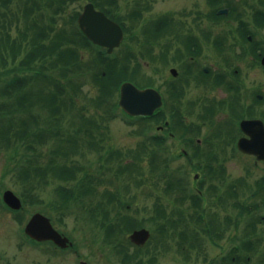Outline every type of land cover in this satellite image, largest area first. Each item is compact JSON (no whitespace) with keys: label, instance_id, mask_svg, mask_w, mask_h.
<instances>
[{"label":"trees","instance_id":"obj_1","mask_svg":"<svg viewBox=\"0 0 264 264\" xmlns=\"http://www.w3.org/2000/svg\"><path fill=\"white\" fill-rule=\"evenodd\" d=\"M81 1L83 0H0V150H3V147L7 152L11 151L8 157L11 163L7 162V172L16 173L18 181L24 187L21 192L24 200L30 198L32 202L39 199L40 197L35 195L38 187L42 184L49 185L51 180L57 181L54 188L55 198L49 204L53 212L45 213L54 223L63 225L67 224V218L72 215L78 221L84 220L90 232L96 235L95 242L102 243L103 248L110 247L115 257L127 262L136 260L139 254L143 253L142 249L133 248L134 245L127 235L145 225L137 218L121 212V209H125L130 203L124 202L119 191L104 189L100 192L98 186L104 182V178L98 177L93 162L83 163L77 157L81 152L84 157L85 151L98 153L101 155L97 162L99 168L109 172L114 170L113 167L108 168L107 163L120 159L115 175H133L136 168L123 162L122 151L108 148L99 142L94 143L92 128L98 125L95 114L101 110L113 117L118 116L119 104L114 99L120 91V86L126 81H132L140 87L155 85L154 78L142 72L140 59L147 56L154 66L158 62L169 63L168 54L157 56L153 49L155 40L170 31V22L165 17L151 19L142 26L140 35L144 38L143 43L140 42L139 45V54L127 50L119 52L120 54L108 55L105 49L94 45L78 28L79 11L66 18L69 6ZM88 1L120 23L127 38L131 33L130 39L137 43V30H141L139 22L143 18L138 11L139 2H136L134 10L122 15L119 11V0ZM241 1L247 4L249 0ZM207 3L210 7L208 19L211 22H221L223 19L230 22L239 21L238 32L248 45L247 48H242L259 62V53H264V47L256 35L264 26V0H259V4L254 7L251 6L252 18L256 24L254 32L249 30V22L243 20V13L234 1L207 0ZM222 8L229 9L227 16L217 15V11ZM59 16L64 22L62 27L56 29L55 24ZM72 23L75 25L68 27ZM14 30L18 35L13 34ZM248 35L253 36V41L247 40ZM217 39L215 44L222 43L221 39ZM183 43L189 53H198L196 40L192 36L183 37ZM222 48L221 46L220 49ZM180 56L181 54L177 53L174 59ZM225 78L220 77L218 82L223 79L225 81ZM86 86L96 90L94 96L84 92ZM225 87L228 90L233 89L226 81ZM172 90L177 97L182 94L181 89L174 87ZM259 93L262 94L261 89L255 88L253 101L254 106L258 108L255 113L246 110L239 95L227 101H220L217 106L205 110L210 113L208 118L206 115L203 120L210 119L216 128L205 140L207 150H202L200 145L194 150L198 161L195 168L200 171L208 168L213 172L208 164L211 160L218 161L215 152L219 148L218 145L222 142L227 145L235 136L236 131L227 128L229 123L215 119L218 108H227L232 116L230 121L238 122L255 115L264 119V110L259 108L264 105V99H258ZM171 100L170 97L166 99V109L160 110L155 117L138 118L128 123H139L141 129L145 130L170 119L171 130L179 133L186 145H196L195 138L201 135L202 130L198 124L187 123L180 110V102ZM91 107L94 108L93 114L90 113ZM214 137L216 138L213 139ZM52 140L56 142L52 147L48 146V142ZM157 143L158 146L162 145ZM146 146L147 144L142 146L143 152L147 151ZM166 170L168 171V167L163 172ZM195 203L198 208L203 205L200 198ZM156 210L158 218L150 221L158 226L160 235L166 236V239H158L156 245L165 248L167 238L175 240V235L179 236L180 248L192 241L188 217L192 220L194 215L188 216L187 212L182 211L186 220L176 222L168 215L165 207L160 205ZM15 213V219L22 222L23 211ZM195 215L199 216V224L203 223L202 217L209 216L212 222L216 221L205 208ZM157 219H162L163 223H158ZM212 226L210 223L203 226L202 230L208 231ZM50 245L55 246L53 243ZM191 246L195 247V243ZM242 254H245L243 249Z\"/></svg>","mask_w":264,"mask_h":264},{"label":"rangeland","instance_id":"obj_2","mask_svg":"<svg viewBox=\"0 0 264 264\" xmlns=\"http://www.w3.org/2000/svg\"><path fill=\"white\" fill-rule=\"evenodd\" d=\"M232 1L237 3L240 8L239 11L243 13V20L249 22V30L254 32L256 30V24L252 18L251 6L258 5L259 0H249L247 4L241 0ZM88 2V0H83L70 5L66 18L75 11L81 13L83 7ZM136 2L140 3L138 7L140 10L138 11L141 12V16L143 17L139 22V28L141 30H137L138 41L137 43L133 42L130 39L132 38L131 33L128 34V38L126 34L124 42L115 50V54L119 52L123 53L127 50L139 54V45L140 42L143 43L144 38L140 35L142 26L151 19L156 20L167 17L170 22L169 33L173 35L168 34L166 38L163 37L157 41L153 49L156 53L167 49L169 57H171L178 47L182 48L183 45L178 40L182 36L178 31L180 28L184 34L191 33L198 37L203 55L199 59V63L203 66H208L211 74L220 71L227 75V79L234 77L232 83L236 86L239 85L240 94L243 96L247 95V98L251 96L248 90L250 89L252 91V89L257 87L264 94V67H261L260 61L258 62L253 55L244 52L242 47L247 48L248 45L238 32L239 21L232 20L230 22L223 19L221 22H211L208 19L210 7L207 0H119L120 14L127 15L130 13L134 10ZM13 9H15V5H13ZM46 22L48 24L50 23L48 19H46ZM63 22L62 17H57L55 28L62 27ZM73 24L68 25V27H71ZM13 34L18 35V32L14 30ZM210 35L211 38L209 39ZM171 37L173 40H170ZM256 38L261 41V46L264 47V26L260 29ZM216 39L222 40V49L213 47V42ZM146 57L140 59L142 63L141 70L147 75L152 76L155 79L156 85L166 81L180 83L184 78L182 70L177 64L172 62L167 67H159L157 69L153 64L145 61L147 60ZM187 58L185 57L183 59L187 60ZM236 66L241 71L239 75L233 76L231 73ZM172 68L178 70L177 77L171 74L170 70ZM201 89L203 92H199L197 95L200 89H195L194 87L189 88L186 100H193L198 97L207 99L214 98L217 100L224 99L228 96L227 91L222 88L202 87ZM95 91L90 86L84 88V92L89 96H94ZM202 94L205 97L201 96ZM119 99L120 92L115 96L114 100H117L119 103ZM83 102L82 99L81 103L83 104ZM183 109L187 113L190 107L187 104ZM93 110L94 108L91 107V114L94 113ZM228 114V110H223L219 112L216 119L224 121L227 124L229 123L227 128L236 131L237 121L223 120V118H230ZM95 117L98 125L92 128L95 136L93 138L94 143L99 142L108 148L111 147L114 150L122 151L123 162L132 164L136 168L135 172L132 173L133 175L125 173L121 176H116L115 169L120 159L112 161V163H107L109 165L108 168L113 167V172L102 170L99 168V164H97L101 155L90 151H85L84 157L81 156V152L77 158L79 161H83V163H94L96 174L98 177L104 178V182L98 186L100 192H103L104 189H109L112 192L119 191L124 202L130 203L125 209L122 208L121 212L137 218L145 225V228L151 230L152 236L155 235L157 237L154 229H157L158 226L150 221L153 218H158L156 208L160 205L165 207L168 215H171L176 222L186 220V215L176 209H188L190 207L189 205L194 204V200H189L188 197H191V195L196 196V194L199 195L198 190L203 188L202 193L204 197H201L203 205L197 211L199 212L202 208H205L208 213H214L216 215V224L211 229H207L209 236L215 242L214 244L210 242V238L200 235L199 238H203L200 249L191 251L189 254L190 258L184 261L175 252L176 247L174 245L173 250L167 251L162 249L161 245H156L155 238L148 245L149 247L146 251L150 255L145 256H152L160 252L159 261L156 264H219V261H216L219 257L231 253L234 245V235L237 232L234 227L237 225L238 218L232 220V202L228 201V205H225V198L223 196V198L221 197L222 183L220 181L221 174L219 171L221 168L218 167L220 163L227 166H225L226 173L229 172V175L234 177L233 181L238 180L240 182L238 185L239 196L241 197L239 201L240 238L243 237L242 234L244 233L246 223L248 225L251 224L252 228L257 230L261 236L264 235V221L261 220V217L264 216V205L257 203L260 207H256L251 217L248 214L252 193L264 192V164L259 163L255 165V158L234 151V145L230 144L229 147L225 146L224 149L218 148L215 150L217 158L220 161L214 162V160H211L212 163L210 162L208 165H212L214 171L209 173L208 179L205 180L200 169L188 166L187 159L181 156V147L184 148V146L177 139L167 136L168 139L164 142L166 146H155V143L149 139V136L158 133L156 128L153 130L149 129L151 131H148V129L143 130L140 127L141 125H138L139 123L134 125L129 124L128 121L131 119L124 117L122 114L113 117L111 114L108 115L101 110L95 114ZM189 120H193L192 123L198 124L199 126L203 123L194 117H190ZM215 126L211 122L205 124L204 127L201 126L203 130L199 136L200 141L208 137V127L212 129ZM228 137L230 138L231 136ZM54 142L56 141H49L48 146L52 147ZM144 144H147V151L141 152ZM1 149L3 150H0V264H80L81 260L87 261L88 264H127L120 257H115L110 247L103 248L102 243L99 241L95 242L96 235L90 232L85 221H78L73 215L67 218V224L54 223V225L58 230L70 234L78 246L76 245L75 248L61 251L55 249L50 244L39 245L32 243L24 234V227L35 212H42L46 215L47 213L45 212H53L49 204L55 198L54 188L58 182L51 180L52 183L49 185H40L37 191H34L35 195L40 197L39 199L32 202L30 198L27 201L24 200L21 197V192L24 191L22 190L24 187L18 181L16 173L7 172V170L9 171L7 162H9L8 157L11 151L7 152L3 147ZM202 150H207L205 143L202 146ZM85 159L87 161H84ZM225 159L229 161L224 163ZM167 167L168 171L163 172ZM222 169L225 170L224 167ZM196 174L199 175L197 179L194 178ZM180 178L184 180V189L186 192L182 189V184L178 181ZM6 190L15 193L14 195H17L19 199L21 198L20 201L23 205L22 222H18L15 219V212L3 211L6 207L2 202V194ZM201 196L203 195L201 194ZM180 198L182 199L179 200ZM184 213H186V210ZM194 213L195 210L191 209L187 215H194ZM157 222L163 223L162 219H159ZM185 224L186 222L183 225ZM190 230H192L191 226ZM196 231V234H198L200 229L197 228L194 232ZM129 235L130 233L127 235V238ZM260 243L261 240L257 243L258 247L255 252L251 253L247 250L244 251L245 254L253 257L254 255H264V242ZM199 245L200 242L198 241L197 246ZM157 247L159 248L157 249ZM203 258L207 259L203 260Z\"/></svg>","mask_w":264,"mask_h":264},{"label":"water","instance_id":"obj_3","mask_svg":"<svg viewBox=\"0 0 264 264\" xmlns=\"http://www.w3.org/2000/svg\"><path fill=\"white\" fill-rule=\"evenodd\" d=\"M78 24L85 35L95 44L108 48L111 53L120 46L124 38L122 27L110 19L104 12L95 8L94 4L85 5ZM264 63V59H263ZM120 105L130 115H152L162 105V98L153 88L140 89L131 82L121 87ZM242 130L248 137L240 139L238 147L244 153L256 156L258 161L264 162V123L261 120H244ZM5 200L10 206L19 209L22 203L14 193L7 191ZM26 234L37 241H52L62 248H66L70 241L60 234L53 226L51 219L42 213H35L25 227ZM150 237L146 229L135 231L131 240L137 244H144ZM81 264H86L82 262Z\"/></svg>","mask_w":264,"mask_h":264},{"label":"flooded vegetation","instance_id":"obj_4","mask_svg":"<svg viewBox=\"0 0 264 264\" xmlns=\"http://www.w3.org/2000/svg\"><path fill=\"white\" fill-rule=\"evenodd\" d=\"M197 37V36H196ZM183 63V60L180 61V64ZM198 68V65H197ZM175 84V83H173ZM209 101H205L204 104H208ZM216 103V102H215ZM160 128V127H159ZM162 129V128H161ZM198 143H200L199 140H197ZM230 144H232L231 142H229L227 145L225 143L222 142V144H219V148L224 149L225 146L229 147ZM233 145V144H232ZM197 147L195 145H189L188 149H190V151H193L192 149H196ZM223 151V150H222ZM181 152H182V157H187L188 156V152L185 148L181 147ZM228 159H225L224 163L228 162ZM226 166V165H225ZM224 164L221 165V169H219L221 177H220V181H221V191H222V195L225 198L224 203H226L225 205H228V201H231V207L233 208V212H232V220L235 218H238V222L235 228V231H237L234 235V245L236 246H240L241 244H249V245H253V247H257V243L260 242L261 243L264 242V235L261 236L260 233L255 230L254 228H252V225L248 223L245 224V230L244 233L242 234V238H240L239 234V218H240V207H239V201H240V196H239V184L240 182L238 180L233 181L234 177L229 175V172L226 173V169H225ZM224 167L225 170H223L222 168ZM227 167V166H226ZM194 178L196 179V176H194ZM235 182V183H234ZM234 183V185H232ZM232 185V186H231ZM188 193V192H187ZM199 195H204L202 193L201 190H198ZM186 196V195H185ZM194 195H191V197H188L189 200L193 197ZM196 197V196H194ZM222 197V198H223ZM251 197V203L249 204V209H248V214L250 215V217L252 216V213L255 211L256 207L258 206L259 203H261L262 205H264V192H256V193H252ZM186 198V199H188ZM182 198H180L179 200H181ZM258 203V204H257ZM183 205V204H181ZM190 206V205H189ZM260 207V206H258ZM234 215V216H233ZM262 221H264V216L261 217ZM227 228V226H226ZM239 231V232H238ZM238 233V234H237ZM248 238V239H247ZM260 240H259V239ZM259 240V241H257ZM257 242V243H256ZM260 243V244H261ZM259 244V245H260ZM236 253H238L237 255H222L221 257H219L218 260L219 264H264V255H239L240 251L237 248V250L235 251ZM257 254V253H256ZM182 260H187L190 257H181ZM207 258H203V260H205ZM254 259V260H253ZM159 261V259H158ZM209 263V262H208Z\"/></svg>","mask_w":264,"mask_h":264}]
</instances>
